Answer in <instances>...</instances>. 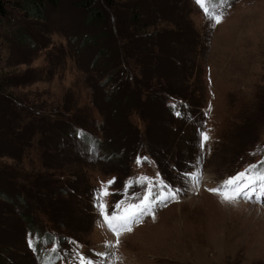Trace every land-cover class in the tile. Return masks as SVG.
<instances>
[{"label":"rangeland","instance_id":"374dc122","mask_svg":"<svg viewBox=\"0 0 264 264\" xmlns=\"http://www.w3.org/2000/svg\"><path fill=\"white\" fill-rule=\"evenodd\" d=\"M92 6L0 16V264H264V195L210 191L264 162V0H225L219 24L197 0ZM153 185L109 248L100 205Z\"/></svg>","mask_w":264,"mask_h":264},{"label":"snow or ice","instance_id":"6c2138e0","mask_svg":"<svg viewBox=\"0 0 264 264\" xmlns=\"http://www.w3.org/2000/svg\"><path fill=\"white\" fill-rule=\"evenodd\" d=\"M197 3L202 7L206 17L209 18L214 24H219L222 22L223 12L221 9L225 3V0H197ZM176 107V105H173V108ZM176 115L179 116L181 113L177 111ZM200 136V147L203 148L210 137L207 131H202ZM139 162L140 159L138 158L137 163ZM143 179L145 182H147L149 178ZM194 179L196 180V183L199 184L200 178L194 177ZM109 183H111V181H109ZM153 187H155V185L147 188L146 194L140 198L139 203L129 204L128 208L124 209V213L122 215L118 213L108 215L105 212V206L103 204L100 205L103 222L117 238L115 245L111 243L107 245L109 248L117 247L119 245V238L122 234L121 229L130 232L132 230L131 224L133 221H138L140 216L150 213L154 195H159L152 192ZM178 191L179 190H171L168 195L159 197V199L163 201L169 199V197L175 198ZM210 191L221 196L224 202L230 204L238 203L241 199L251 200L257 193L264 195V162H261L260 166L250 165L249 168L228 177L218 187L212 188ZM103 194L106 195L107 193L104 192ZM116 207L119 208L120 205L118 204ZM54 251L56 250L54 249ZM74 255L78 257L80 264H93V261L87 260V258L83 257L79 253H75ZM98 255L104 254L100 253ZM45 264H51V258H49Z\"/></svg>","mask_w":264,"mask_h":264},{"label":"trees","instance_id":"16d2710c","mask_svg":"<svg viewBox=\"0 0 264 264\" xmlns=\"http://www.w3.org/2000/svg\"><path fill=\"white\" fill-rule=\"evenodd\" d=\"M10 0H0V16H4L6 14V3ZM17 4L22 6L24 9L28 11V13L34 17H40L41 7L44 3L49 5H55L59 0H15ZM77 6L81 7L86 11V17L88 20H99L101 19V12L92 6L93 0H72ZM105 5H112L113 0H102ZM74 133L76 131H73ZM80 138L85 137V141L87 143H93V140L87 134L81 133ZM3 198L9 199L7 195L4 193H0ZM30 224L29 222H27Z\"/></svg>","mask_w":264,"mask_h":264}]
</instances>
